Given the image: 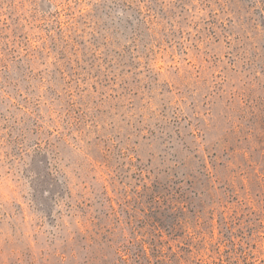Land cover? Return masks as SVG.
<instances>
[{"label": "rangeland", "instance_id": "374dc122", "mask_svg": "<svg viewBox=\"0 0 264 264\" xmlns=\"http://www.w3.org/2000/svg\"><path fill=\"white\" fill-rule=\"evenodd\" d=\"M0 264H264V0H0Z\"/></svg>", "mask_w": 264, "mask_h": 264}]
</instances>
